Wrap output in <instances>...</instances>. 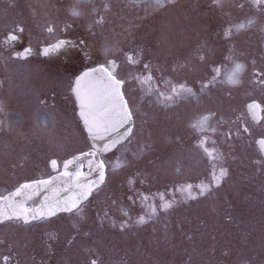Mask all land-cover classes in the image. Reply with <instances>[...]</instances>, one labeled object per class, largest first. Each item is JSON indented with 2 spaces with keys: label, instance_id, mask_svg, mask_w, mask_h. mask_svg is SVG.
I'll use <instances>...</instances> for the list:
<instances>
[{
  "label": "flooded vegetation",
  "instance_id": "flooded-vegetation-1",
  "mask_svg": "<svg viewBox=\"0 0 264 264\" xmlns=\"http://www.w3.org/2000/svg\"><path fill=\"white\" fill-rule=\"evenodd\" d=\"M249 3L253 14L264 12V5L255 4L253 0ZM37 4V0H0V148L18 147L15 146V137L36 133L38 105L43 110L39 112L44 118L43 123L50 127L54 124L61 131L63 128L67 139L76 137V144L71 142L70 145L79 148L58 160L61 171L64 159L79 151L87 152L91 144L83 132L69 80L85 67L107 66L106 58L115 60L117 73L124 67L123 71L131 82L124 83L122 91L133 112L131 127L134 131L115 148L96 157L105 162V183L93 190L84 203L82 216L73 219L70 214L61 212L46 220L31 222L29 226H23L22 222L0 224V256L15 253L13 264H82L88 256L98 255L102 264H124L125 255L111 256L105 249L117 245L118 237L109 240L113 234L142 228L151 220L136 223L140 215L147 217L148 214V208L141 203V193L149 197L147 205L155 203L158 206L161 193L166 200H175L172 208L167 210L174 211L188 195L178 191L179 186L193 185L191 191L196 198L197 185L202 182L210 184L214 168L216 173L221 167L225 168L224 156L213 144V116L203 131L192 125L201 116L213 113L214 85L215 101L223 96L221 84L216 83L222 79L228 64L223 30L227 28L230 8L228 4L217 7L212 0H184L175 3L173 8L158 9L157 49L144 42L143 35L131 44L125 43L119 54L106 57L93 47L100 26L97 21L105 12L104 5L98 0H44L45 18L36 17ZM238 5L243 3L236 4L238 15H242V8ZM73 9L79 15H73ZM5 10L10 13L5 14ZM3 15L7 18L4 22L1 21ZM42 22L47 24L39 29ZM16 25L23 28V32L16 33L19 39L12 45H3L7 33ZM49 27L52 32H48ZM145 27L146 22L141 23L132 30L130 37H136L138 30ZM101 31L104 33L106 29ZM58 40L66 43L48 55L42 54L44 47L54 45ZM26 47L31 48L29 55L9 59L11 51H22ZM127 53H131L134 60L139 53L138 62L129 63ZM201 56L205 59L201 60ZM256 57L259 68L258 51ZM145 64L149 65L148 69ZM214 69L219 70L218 74ZM38 73L48 74L45 84H37ZM149 73L152 77L150 83L143 79ZM213 76H216L215 83L202 89L205 81ZM29 78L31 81H26ZM253 83L248 86L254 96L247 98L237 111L236 128L229 135H235L240 146L248 143L247 137L255 139V150L259 153L256 141L264 136V102L261 86L254 80ZM180 84L191 88L195 95H186L167 106L158 102L159 91L167 94L172 85ZM241 93L244 97V90ZM252 100L261 105L257 119L247 111V104ZM242 125L247 126L250 133H243ZM237 129L241 135H237ZM201 138H205L211 158L199 147ZM251 154L254 157L256 152ZM20 165L19 160L0 161V195L23 182L25 178L19 176ZM43 167L31 179L56 174L48 160ZM79 168L83 172L84 164L81 163ZM163 212L158 211L156 216ZM122 221L128 225L123 230L120 227Z\"/></svg>",
  "mask_w": 264,
  "mask_h": 264
},
{
  "label": "rangeland",
  "instance_id": "rangeland-1",
  "mask_svg": "<svg viewBox=\"0 0 264 264\" xmlns=\"http://www.w3.org/2000/svg\"><path fill=\"white\" fill-rule=\"evenodd\" d=\"M37 1L36 17L45 18L44 0ZM182 1L184 0H173L169 7L173 8L175 3ZM98 2L101 5L107 2L109 7L104 10V21L100 23L93 42L97 52L105 55L107 48V56H115L121 52L125 43L131 44L135 38L139 40L143 35L144 42L150 44L152 48H158V16L156 15L158 9L148 6L147 0H98ZM239 2L243 3L242 15H238L236 7ZM225 4L230 8L226 18L227 27L241 22L247 25L248 19L254 21L239 32L234 31L231 39H226L228 64L222 79L216 83L221 84L220 89L223 91V96L218 102L214 99L215 85L213 89L212 138L214 148L220 150L224 156L227 175L219 184H212L210 191L204 195L197 194L195 199L183 200L179 209L159 214L142 228L113 234L109 240L118 237L116 244L119 247L113 245L105 250H108L107 254L111 256L125 255L124 264H245V262L262 264L264 262V170L257 171L259 166L253 163L259 158V153L255 150V139L247 137L248 143L240 146L237 137L229 135L236 128L237 111L242 108V104L244 106L247 98L254 96L248 84H254L251 62L257 60V51L259 68L264 67V31H262L264 12L253 14L249 0H222V7ZM26 11L27 14L31 13L30 10ZM9 13V10H5V14ZM5 16H2L4 19L1 21L7 19ZM240 16L243 18L241 19ZM255 16L258 18L255 19ZM143 22H146V27L140 28L136 37H130L132 30ZM46 24L47 22H42L38 28L41 29ZM103 29H106V32L103 33L101 31ZM212 46L215 51V42ZM234 61L244 63L246 70L241 74L238 84H229L227 76L232 71ZM123 68L121 67L117 74L125 84H131ZM44 74H37V84L46 83L48 74ZM29 80L30 78L26 81ZM39 81L41 83H38ZM243 90L244 97L241 95ZM260 90L264 102V87H260ZM247 93L248 96L245 97ZM37 109L36 133L15 137V146L18 147L9 150L0 148V161L21 162L19 172L21 179L31 178L40 168L44 169L45 160H61L79 148L77 145H70L71 142L76 144L75 136L74 140L71 137L67 139L63 128L61 131L60 127L54 124L50 127L49 124L43 123L44 118L39 116L41 115L39 112L43 110L38 105ZM253 151L257 154L254 157L251 154ZM216 174L219 175V172ZM5 177L9 178L6 175ZM82 214V212H74L70 217L77 219Z\"/></svg>",
  "mask_w": 264,
  "mask_h": 264
},
{
  "label": "snow or ice",
  "instance_id": "snow-or-ice-1",
  "mask_svg": "<svg viewBox=\"0 0 264 264\" xmlns=\"http://www.w3.org/2000/svg\"><path fill=\"white\" fill-rule=\"evenodd\" d=\"M255 4L264 5V0H253ZM173 0H147L148 6L153 9H163L165 6H170ZM213 3L217 7H222V0H213ZM104 9L109 6L105 4ZM243 7V5H238ZM95 10V9H94ZM73 15H79V13L73 9ZM103 21L101 15L100 20L97 23ZM252 19H248L247 25L253 24ZM244 22L229 25L223 30V36L225 39H231L235 32H239L247 26ZM48 32H52V28L49 27ZM264 31V29H262ZM23 32V28L16 25L11 31H9L2 41L5 46L12 45L19 39L16 33ZM66 42L58 40L56 44H50L44 47L41 51L43 55H48L50 52L56 51ZM31 53V48H24L22 51H11L9 59L23 58ZM105 55H108V49H105ZM126 58L129 63L138 62L139 53L136 55V59L131 53L126 54ZM201 60L205 59L204 56L200 57ZM251 75L252 79L261 87H264V67L257 68L256 61L252 62ZM105 64H97L96 67H85L78 75H75L74 79L69 80V88L72 94L75 96L76 105L78 107V116L83 124V132L87 134L86 139L91 142V147L87 152L79 151L77 156H72L69 159L63 160V171L59 169L58 159H50L48 163L51 165L56 175H48L47 178L31 179L25 178L23 182L18 183L14 190L9 192L8 195H0V224L5 223H23V226H29L31 222L46 220L49 217H54L57 213H81L83 211L84 203L89 199L93 190L99 189V186L105 183V162L102 159H96L102 153L109 152L115 148L122 140H124L129 134L133 133L134 129L131 127L133 122V112L130 110L128 102L125 99L122 87L125 83L123 79L118 78V74L115 71L116 62L114 59L106 58ZM145 69L149 68L148 64L144 65ZM246 70L244 63L234 61L232 71L227 76V82L229 84H238L240 82L241 74ZM215 72H219L218 69H214ZM137 79H142L137 77ZM146 79L151 82V74L149 73ZM142 79V82H143ZM216 76H213L211 80L205 81L202 85V89L209 84H214ZM151 91V89L149 90ZM195 95L191 88L186 87L184 84L172 85L167 94L164 91H159L157 100L160 103L170 105L176 100L186 96ZM41 104L44 101H40ZM261 108V105L252 100L248 105V112L252 115L253 119H256V109ZM213 113L201 116L199 121L192 125L197 128L198 131H203L206 122L209 120ZM126 131L121 133L120 129L125 128ZM243 133H250L247 126L242 125ZM240 129H237V135H241ZM97 141L103 143V147H97ZM259 145V158L254 160L253 163L258 165L257 171L264 170V136L256 141ZM198 145L203 151L212 157V153L205 146V138H201L198 141ZM93 157L89 161L90 165H95V171L98 176L95 180H88L85 174L79 171L75 173L69 172L70 165H73L75 161H79L80 158ZM15 167V165H13ZM227 175V169L221 167L219 175L216 174L215 168L212 173L210 184L197 185L199 188V195H204L210 191L212 184H219L221 179ZM65 181L66 187L64 192L70 193V195L60 196L59 188L53 189V185L60 180ZM131 182V181H130ZM193 185L187 184L177 188L178 191L187 192V198L195 199L192 194ZM40 189H44L46 192L49 189H53L51 195H48L37 207L26 206V201L30 200L35 192H39ZM141 203L145 204L148 208L147 217L140 215L136 223L143 224L147 220L152 219L157 215L158 211H167L175 204V200H166L164 195L159 194L160 204L157 206L155 203L147 205L149 197L144 194H140ZM129 199H132L130 196ZM128 225L125 222H121L120 227L123 230ZM115 227V222H113ZM10 247V246H9ZM86 252L90 251L85 249ZM2 255L0 261L3 264H13V256ZM82 264H102L99 256H88L82 262ZM249 264V262H245ZM264 264V262H262Z\"/></svg>",
  "mask_w": 264,
  "mask_h": 264
},
{
  "label": "water",
  "instance_id": "water-1",
  "mask_svg": "<svg viewBox=\"0 0 264 264\" xmlns=\"http://www.w3.org/2000/svg\"><path fill=\"white\" fill-rule=\"evenodd\" d=\"M247 111H248V109H247ZM257 117H258V109H256V119H257ZM126 128L127 127L125 126V128L120 129V131L123 133V132L126 131ZM89 143L91 144L90 141H89ZM96 143H97V147H101V148L103 147V143L102 142L97 141ZM77 155L78 154H76L74 156H77ZM92 159H93V157L80 158L79 161H75L73 163V165H70L68 171L69 172H72V173H75L77 171V169L80 170L79 166H80L81 163H83L84 166H85V170L82 173L85 174V177H87L88 180H95L97 178V176H98V173L94 170L95 169V165L94 164L93 165H90L89 164V161L92 160ZM54 175H56V174H54ZM65 187H66L65 181L63 179L60 180V181H57V183L53 185V189H56V188H59L60 189V192L58 193L60 196L70 195V193L64 192V188ZM53 189H49L47 192L44 189H40L39 192H35V190H33L35 194L32 195V197H31L30 200L26 201V206H28V207H37V206H39L40 203L48 195H51L52 194ZM13 190H11V191H13ZM11 191H9V192H11ZM9 192H7L5 195H8Z\"/></svg>",
  "mask_w": 264,
  "mask_h": 264
}]
</instances>
